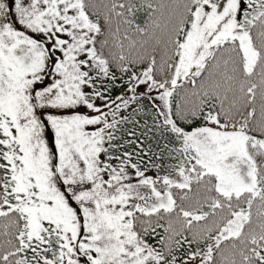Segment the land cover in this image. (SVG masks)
Instances as JSON below:
<instances>
[{
    "label": "snow or ice",
    "instance_id": "snow-or-ice-1",
    "mask_svg": "<svg viewBox=\"0 0 264 264\" xmlns=\"http://www.w3.org/2000/svg\"><path fill=\"white\" fill-rule=\"evenodd\" d=\"M0 264H264V0H0Z\"/></svg>",
    "mask_w": 264,
    "mask_h": 264
}]
</instances>
